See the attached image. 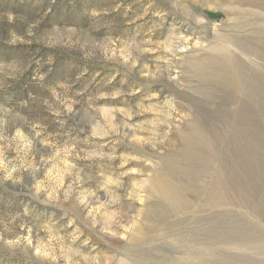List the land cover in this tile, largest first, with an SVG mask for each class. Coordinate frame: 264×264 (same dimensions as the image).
<instances>
[{
	"label": "rangeland",
	"instance_id": "1",
	"mask_svg": "<svg viewBox=\"0 0 264 264\" xmlns=\"http://www.w3.org/2000/svg\"><path fill=\"white\" fill-rule=\"evenodd\" d=\"M0 264H264V6L0 0Z\"/></svg>",
	"mask_w": 264,
	"mask_h": 264
},
{
	"label": "bare ground",
	"instance_id": "2",
	"mask_svg": "<svg viewBox=\"0 0 264 264\" xmlns=\"http://www.w3.org/2000/svg\"><path fill=\"white\" fill-rule=\"evenodd\" d=\"M205 1V0H204ZM235 2H237L238 4H247V3H252V4H258V5H261V6H264V0H234ZM220 55V54H219ZM214 57V56H213ZM217 57V55L215 56ZM213 58V59H216V58ZM219 57V56H218ZM231 58V57H230ZM229 57H226V58H217L216 60H213L215 65H216V71L215 73L213 74V76H215L216 73H221L220 71L224 72V74L228 77V78H237L238 79V82L240 81V77L239 75L236 76V73L234 74L232 71H230L229 73H226L228 70H230V63H231V60H230ZM214 66V65H213ZM221 66L220 69H218V67ZM224 75V76H225ZM242 75V74H241ZM227 78V79H228ZM228 81H232V80H228ZM227 82V81H225ZM230 83V82H229Z\"/></svg>",
	"mask_w": 264,
	"mask_h": 264
}]
</instances>
